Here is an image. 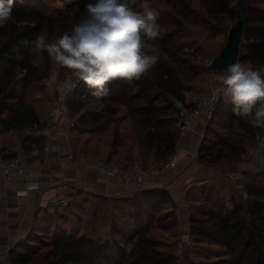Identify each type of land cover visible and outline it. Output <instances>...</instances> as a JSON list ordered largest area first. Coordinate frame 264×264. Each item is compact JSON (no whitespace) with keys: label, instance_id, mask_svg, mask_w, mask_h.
<instances>
[{"label":"trees","instance_id":"obj_1","mask_svg":"<svg viewBox=\"0 0 264 264\" xmlns=\"http://www.w3.org/2000/svg\"><path fill=\"white\" fill-rule=\"evenodd\" d=\"M89 2L94 0H74L60 15L50 17L16 0L13 21L0 28V108L11 106L10 116L0 118L1 132L34 125L36 129L42 127L37 97L43 94L35 92L50 75L52 60L47 52L35 47V38L46 34L52 39L65 31L70 32L74 23L83 17L85 4ZM150 2L159 13L157 23L162 33L158 40L151 42L155 54L159 56L157 65L131 85L123 81L111 82L108 85L110 95L101 100L93 97L91 90L80 82L69 97L68 109L79 116L73 120V128L93 129L97 133L112 132L113 147L122 145L130 137L138 144L143 156L154 150L166 159L175 151L179 139L178 133L170 125L176 117L173 116L174 107L170 99H184L187 92H205L196 91L195 82L206 68L201 60L194 57L193 53L199 51V47L191 51L189 46L192 47L193 42L191 44L183 39L180 42V30L170 27L174 21L176 26L181 25L179 13L188 16L183 1ZM162 5L167 6L170 12L161 9ZM173 12L177 16L173 17ZM247 22L246 17L239 62H249L251 70L264 76V26L254 28ZM39 56L41 62L35 60ZM209 73H212L211 70ZM10 98H15L14 103ZM90 99L101 103V111L88 112L82 107V103ZM219 106L224 127L217 126L207 132L213 144L210 156L237 160L243 154L247 155L255 145L259 128L235 116L232 106ZM251 190L255 193L251 204L235 200L234 206L224 213L205 204L201 214L190 219V233L195 242L218 245L229 257L222 260L225 264H264V180L251 182ZM155 195L154 205L145 197L141 200L139 237L133 242L129 254L90 239L60 234L39 264H175V242L162 240L156 234L173 229L176 219H169L168 216L152 219L156 226L153 232L144 220L146 212L152 215L154 209L164 202L161 193ZM19 264H30V260Z\"/></svg>","mask_w":264,"mask_h":264},{"label":"crops","instance_id":"obj_2","mask_svg":"<svg viewBox=\"0 0 264 264\" xmlns=\"http://www.w3.org/2000/svg\"><path fill=\"white\" fill-rule=\"evenodd\" d=\"M54 67L61 70L58 65ZM219 79L222 76L214 75L211 82L216 83ZM46 91L47 95L37 97L43 129L40 134L36 133V125L0 131V149H6L25 169V174L15 176L10 185H6L0 175V264L30 260L36 255L31 251L39 240L41 243H53L60 234L104 244L106 240L117 242V245L129 244L125 252L122 251L129 254L133 242L139 237L141 200L145 197L154 205L155 194L158 193L162 194L164 202L154 209L152 215L146 212L144 220L153 232L156 226L152 219L159 216L176 219L174 228L164 231L173 234L169 241L175 242L176 248L190 238L194 239L190 233V219L199 216L205 204L223 213L234 206L235 200L251 204L255 199L251 182L264 180L263 167L248 153L233 161L210 156L213 144L207 132L217 126L224 127L219 115L212 121H206L204 116L198 117L193 128L179 137L177 165L168 173L157 174L143 184L128 183L119 177L106 175L97 169L96 162L105 161L130 170L139 150L144 167L160 168L168 157L163 159L154 150L143 156L138 144L130 137L122 145L113 147L112 132L68 129L66 115L61 116L56 127L47 128L46 123L56 104L62 106L72 121L79 116L70 112L68 101L64 103L60 92L52 93L47 88ZM203 96L200 92H187L184 99L193 103ZM14 99L9 100L14 103ZM218 104L233 107L222 92L215 107ZM10 107L0 108V118L10 116ZM99 110L100 106L94 109ZM170 125L179 135L176 118ZM67 155H72V160L64 159ZM33 183L39 185L38 189L30 191L27 197L18 195ZM71 189L75 193L70 194ZM57 198L68 202L65 209L53 206ZM195 244L199 248L193 246L188 249L189 256L198 254L200 249L205 254L214 252L217 259L226 256L221 248L215 252L203 246L215 244Z\"/></svg>","mask_w":264,"mask_h":264},{"label":"clouds","instance_id":"obj_3","mask_svg":"<svg viewBox=\"0 0 264 264\" xmlns=\"http://www.w3.org/2000/svg\"><path fill=\"white\" fill-rule=\"evenodd\" d=\"M23 3V0H19ZM16 0H0V28L13 21ZM232 5H230L231 7ZM159 13L150 0H94L85 4L83 17L71 31L49 39L46 34L35 38V47L47 52L60 68L70 72V78L59 80L52 72L44 83L49 91L72 92L82 82L97 100L110 95L108 85L123 81L131 85L146 76L158 63L154 42L162 33L157 23ZM220 22L233 26L235 19L221 13ZM153 53V54H150ZM217 92L233 105V114L245 119L254 128L264 129V76L239 62L223 70ZM38 184H29L18 193L27 197Z\"/></svg>","mask_w":264,"mask_h":264},{"label":"rangeland","instance_id":"obj_4","mask_svg":"<svg viewBox=\"0 0 264 264\" xmlns=\"http://www.w3.org/2000/svg\"><path fill=\"white\" fill-rule=\"evenodd\" d=\"M74 0H23V3L29 8H32L37 11H41L42 13L50 16V17H56L60 15L66 7ZM182 4L186 5L187 7V13L188 16H184L181 13H179V22H181L180 26H176V21H174L173 26L170 25L171 28L179 29V41L183 39V41L186 42H193L192 47L189 46V49L191 51L195 50V48L199 47V51H195L193 54L195 55L198 60L202 61V64L205 66L206 70L205 72H202L199 77L197 78V81L195 82V88H197L196 91H205L202 93V96L207 94L208 89L215 84L211 83L212 78H214V75L212 73H209L208 65L210 61L213 59V57L218 54L224 47L228 31L231 26L224 25L220 22L219 16L221 13L226 14L228 17L235 19L238 21L242 18H248L247 24L250 26H253L254 28H258L261 26H264V0H182ZM230 5H232L230 7ZM161 9L166 10L167 12H170L169 8L165 5L160 6ZM170 9H172L170 7ZM172 12V11H171ZM174 16H177V13L173 12ZM181 42V41H180ZM244 52V49H242V53ZM193 61H196L194 60ZM37 62H41L42 58L41 56L37 57L35 59ZM52 70L55 68V71L59 73V77L62 79L63 77L67 75H71L69 71H63L59 70L52 61ZM241 65H244L249 70L250 64L247 61H241L239 62ZM19 78V77H17ZM221 79H219L218 83L220 84ZM215 83V82H214ZM41 88L35 93L47 95L46 86L43 82L40 83ZM171 101V99H170ZM82 107L85 110H93L97 109L99 106L101 107V103L98 102L96 99H90L85 100L82 103ZM173 108V116H176V112ZM219 108L217 106L216 116H220V112L218 111ZM218 116V117H219ZM176 118V117H175ZM218 124V123H217ZM254 146V145H253ZM252 146V147H253ZM216 149V148H215ZM131 232V231H130ZM131 234V233H130ZM160 234V235H159ZM172 233H159L157 232L156 236L165 240L169 241L170 236ZM173 235V234H172ZM46 239V238H45ZM108 243H107V242ZM105 244L109 245L111 247H114L117 251L125 252V250L128 248L129 244H123V245H117V242H113L112 240H106ZM42 240L37 242V245L33 247V250L31 252H36V255L30 259V264H39L41 261H43V257L45 254H47L51 248L50 242H44L41 243ZM114 243V244H113ZM117 243V244H116ZM126 243V242H125ZM104 244V243H103ZM128 245V246H127ZM122 246V247H121ZM197 247V244L194 245V247ZM206 246L207 250L211 251H219L220 247L216 245H203ZM199 248V247H197ZM191 249V248H190ZM196 249V248H195ZM194 250V249H193ZM122 252V253H123ZM204 251L200 249L198 251V254L190 255L189 261L191 263H194V260L197 261L198 264H225L222 260L229 258L228 255L225 257H222V259H217L215 257V253L211 252L209 254L203 253ZM196 264V263H194Z\"/></svg>","mask_w":264,"mask_h":264},{"label":"built area","instance_id":"obj_5","mask_svg":"<svg viewBox=\"0 0 264 264\" xmlns=\"http://www.w3.org/2000/svg\"><path fill=\"white\" fill-rule=\"evenodd\" d=\"M71 75H67L61 79L70 78ZM48 77V76H47ZM46 77V78H47ZM45 78V79H46ZM43 80V83L45 81ZM214 85L211 86L209 93L203 97L195 100L193 103L186 101L185 99L175 97L171 99L172 105L176 112V123L178 125L179 137L193 128L196 119L200 116H204L206 121H210L215 117V104L217 103L221 92H217V88L221 87L218 83L211 82ZM45 85V83H44ZM79 84H77L78 87ZM76 87V88H77ZM75 88V89H76ZM74 89V90H75ZM73 90V91H74ZM72 91V92H73ZM52 93L54 91H51ZM72 92L62 94L64 103L69 100ZM62 115H66V125L68 129L73 127V121L69 114L64 110L62 106L56 104L51 111L49 119L46 123L47 128H54L58 125ZM43 131L41 128L36 129V133L40 134ZM48 156V152H46ZM248 156L254 160L257 164L263 167L262 174L264 176V129H260L257 134L255 145L249 149ZM64 159L72 160V155H67ZM177 150L170 154L163 166L160 168H146L143 166L140 159V151H136V159L130 170L124 169L123 167L107 163L105 161L96 162L97 169L109 176H116L128 183L143 184L146 179L156 176L157 174H166L177 165ZM25 169L19 164L15 158L9 157L7 150L0 151V175H2L4 183L10 185L15 176L24 175ZM70 194L75 193L74 189L69 190ZM67 201L64 198H57L53 202V206L63 210L67 207ZM195 240L190 238L186 243H181L175 248L176 262L175 264H191L189 261L188 249L194 246ZM194 263L198 264L196 260Z\"/></svg>","mask_w":264,"mask_h":264},{"label":"water","instance_id":"obj_6","mask_svg":"<svg viewBox=\"0 0 264 264\" xmlns=\"http://www.w3.org/2000/svg\"><path fill=\"white\" fill-rule=\"evenodd\" d=\"M246 18L239 19L230 27L223 49L210 61L208 68L214 75L222 76L223 70L233 63L239 62V54L245 30Z\"/></svg>","mask_w":264,"mask_h":264}]
</instances>
